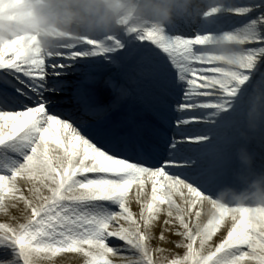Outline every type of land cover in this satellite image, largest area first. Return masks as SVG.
Segmentation results:
<instances>
[{
    "label": "snow or ice",
    "instance_id": "1",
    "mask_svg": "<svg viewBox=\"0 0 264 264\" xmlns=\"http://www.w3.org/2000/svg\"><path fill=\"white\" fill-rule=\"evenodd\" d=\"M257 96L264 0L48 49L0 40V264H264V206L214 195Z\"/></svg>",
    "mask_w": 264,
    "mask_h": 264
},
{
    "label": "bare ground",
    "instance_id": "2",
    "mask_svg": "<svg viewBox=\"0 0 264 264\" xmlns=\"http://www.w3.org/2000/svg\"><path fill=\"white\" fill-rule=\"evenodd\" d=\"M56 0H54V2H50L48 4V6H45V7H48V8H59L61 7L62 9H69L70 6H74V5H78L80 8L84 9L85 11L83 13L81 12H77V13H74L73 11H70L68 15H70L68 21H60L57 20L55 22H57L55 25L56 27H53V31L56 33L57 37H62V38H67V37H72V38H75V39H82L83 36L81 37H76L78 36L79 34L82 33V31L79 29V28H76V32L73 31V29L71 27H79V26H86L88 25L85 20L87 19V12H88V8L90 6L93 5V3L95 4H102V6H105L106 3H108V0H61L62 3H56L55 2ZM179 1H182V0H173V2H169L167 4L168 8L169 9H179V15L182 19L184 18H188V17H191L195 11H197L199 8H200V0H185V2L187 3V6L188 7H195L193 8L194 10L191 11V13L187 12L185 9L183 10L180 9L179 7ZM29 2V1H28ZM26 3V0H0V19H2L4 17V14L5 12H9L11 11L12 9L18 7V6H21L23 4ZM33 4V2H30ZM153 4L156 5V6H162L163 4V0H154L153 1ZM35 6V4H33ZM88 7V8H87ZM70 10V9H69ZM104 14H107V12H105L103 9L101 11V14H96L95 16V20H99L100 16L102 17L103 13ZM20 17L22 19H29V20H32V21H36V20H39L40 22H42L44 24L45 27H47L48 24H50L52 21H53V18H49V19H41L39 17H33V13H31V10L28 12V13H22L20 14ZM9 20H15L16 19V15H12V16H9L8 17ZM97 32L98 31H86V33H89L91 35H97ZM28 34H35V33H28ZM79 41H76L74 43H79ZM262 97H259L257 96L255 101L249 103V107H251V113L249 115V119H250V122L252 123H258L260 121V116H259V111H258V107L261 106L262 104H260V99ZM244 132V131H243ZM259 157V156H258ZM264 157H262L260 155V159L262 160ZM258 184V183H257ZM262 189H263V192H264V183L262 182ZM258 188H259V185H258ZM262 200L261 201H264V196H262ZM217 200V198H216ZM218 201V200H217ZM221 203H223L222 201H219ZM226 204V203H224ZM260 206H264V204H260ZM231 221L230 219L229 220H226V224H230ZM224 229L222 228L221 231H223ZM57 259L59 260H64L65 261V264H77V258L74 256V255H69V254H63L62 256L60 257H57Z\"/></svg>",
    "mask_w": 264,
    "mask_h": 264
},
{
    "label": "clouds",
    "instance_id": "3",
    "mask_svg": "<svg viewBox=\"0 0 264 264\" xmlns=\"http://www.w3.org/2000/svg\"><path fill=\"white\" fill-rule=\"evenodd\" d=\"M34 5L28 0L26 3L12 9L9 12H5L4 17L0 19V40H7L16 37L21 34L36 33L40 36L41 46L48 49L53 46V41L48 38L45 26L39 20L32 21L29 19H22L20 14L28 13ZM16 15L15 20H9L8 17ZM259 203L264 204V201Z\"/></svg>",
    "mask_w": 264,
    "mask_h": 264
},
{
    "label": "rangeland",
    "instance_id": "4",
    "mask_svg": "<svg viewBox=\"0 0 264 264\" xmlns=\"http://www.w3.org/2000/svg\"><path fill=\"white\" fill-rule=\"evenodd\" d=\"M77 8L78 5H74V6H71V8ZM70 15H68L65 20L68 21ZM80 27V26H79ZM79 27H74L72 28L73 30H76V28H79ZM215 54L220 56V57H223V58H227L230 56V52L228 51L227 47L225 45H220L218 46L215 50H214Z\"/></svg>",
    "mask_w": 264,
    "mask_h": 264
}]
</instances>
